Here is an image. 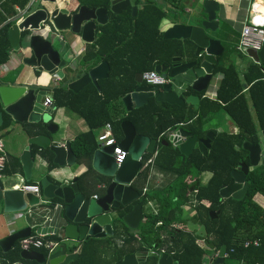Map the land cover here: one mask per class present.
<instances>
[{
	"label": "trees",
	"instance_id": "1",
	"mask_svg": "<svg viewBox=\"0 0 264 264\" xmlns=\"http://www.w3.org/2000/svg\"><path fill=\"white\" fill-rule=\"evenodd\" d=\"M27 1L0 0V65L8 61L11 48L8 31L13 23L8 18L16 13L15 6L23 8ZM76 1L79 6L108 10V21L97 25L96 38L87 44L80 65L84 71L101 62L109 65L108 77L97 82L98 89L92 83L78 92L63 86L52 89L53 105L77 113L88 126L86 132L71 142L77 163L86 164L90 169L93 152L98 146L93 130L110 123L113 135L119 141L123 119L133 124L137 134L149 137L161 126V140H166L168 134L178 128L198 138H204L208 131H212L214 137L206 155L195 148L185 156L173 144L157 142L152 162L148 160L153 154L145 153L141 158L140 174L133 180L139 192L137 202L142 205L143 211V221L138 228L131 230L117 219L112 236L82 241L77 258L69 264H116L126 254L160 248L171 256L173 264H216L215 255L222 245L226 246V254L220 264H239L241 261L264 264V207L255 201L257 195L264 198V163L246 175L248 186L241 199L221 198L219 193L223 185L233 183L231 171L241 162L248 164L243 142L256 144L261 142V138L263 140L264 62L248 63L242 76L232 61L219 62L214 73L221 72L223 76L214 99L203 97L204 91L197 93L190 87L183 94L196 93L200 97L195 110L188 109L186 104L169 105L150 98L146 105L133 108L130 112L125 111L123 106V114L120 115L117 106H122L121 98L138 85L135 74L154 70L157 64H169L176 52L186 54L184 47L177 40L163 39L160 24L168 11L153 0H134L138 6L134 16L130 8L120 14L111 12V0ZM182 4L183 0L175 2L179 12H183ZM24 34L22 32L21 37ZM192 50L190 44L187 53L191 54ZM113 101L118 104H112ZM220 110L238 128L236 133L216 131L215 127L208 126L214 114ZM9 124L10 118L4 115L0 130L8 128ZM46 158L49 169L53 168L55 165L51 159ZM152 170L169 176L170 180L161 187H146ZM88 171L78 176V180H83L87 186ZM203 172L211 173L206 183L201 182ZM10 173L5 167L4 174ZM101 179L105 178L102 176ZM144 187L147 190L142 194ZM148 200L156 202V214L145 210ZM192 202L194 209L191 220L203 228L202 243L197 241L193 232L187 230L184 224L186 218L182 216L181 205ZM214 211L217 215L212 214ZM125 212H121V215ZM158 222L160 224L157 225ZM121 236L123 243L118 247L115 239ZM250 239H257L258 246L245 247L244 242ZM35 250L44 255L48 253L44 248ZM20 251L17 241L10 251H0V256L4 264H30L21 259ZM157 263L158 256L148 255L142 264Z\"/></svg>",
	"mask_w": 264,
	"mask_h": 264
},
{
	"label": "water",
	"instance_id": "2",
	"mask_svg": "<svg viewBox=\"0 0 264 264\" xmlns=\"http://www.w3.org/2000/svg\"><path fill=\"white\" fill-rule=\"evenodd\" d=\"M66 1L42 0L49 5L41 6L21 22L10 27L8 38L11 47L20 51L24 65L36 67L50 74L57 73L65 66V59H62L60 51L54 46L55 43H61L63 40L61 33L69 31L80 35L83 41L92 43L97 24L103 25L107 22V9L79 6L75 11L62 6L61 2ZM130 3V0H111L110 10L120 14L130 8L134 16L137 5ZM220 5L219 0H195L190 13L176 21L172 20L171 25L163 31V39L181 41L186 54L176 52L169 65L157 64L154 67L156 73L168 78V82L160 87L144 85L141 74H136L135 81L138 85L121 98L127 112L146 105L150 98L169 105L181 106L183 103H190L197 107L199 97L194 94L182 97L176 91L175 83L178 82L180 75L190 73L194 77L190 88L197 93L207 90L218 58L223 53L221 40L213 35L219 27ZM42 21L45 22L47 29L40 31L39 24ZM22 32H25L23 37H21ZM190 44L193 47L191 54L187 53ZM246 54L255 62H264V44L259 51L247 49ZM108 71L107 62H101L67 86L73 92H78L89 83L97 87V80L106 78ZM46 95L48 96V93L44 90H35L0 79V126L3 124V115H7L11 121L17 123L47 124L46 129L54 135L57 126L49 122L53 108L43 105ZM120 127L122 138L118 146L126 152L121 164L117 165L114 162L112 156L114 145H98L93 152L92 168L105 178L97 179L98 182H103L100 197L90 196L86 191L88 186L83 184L81 188L77 178H73L66 185H56L47 178L41 179L43 197L52 200L50 203L52 210L59 207L62 211L59 216L61 222L59 226L63 229L67 240L84 241L88 238L112 236L117 219L128 228L137 229L143 219V211L140 203H134L139 198V192L132 186V182L140 174L142 156L145 153H154L157 142L171 143L185 156L190 155L195 148L206 155L214 136V133L209 131L205 138H198L191 132L178 128L174 131V135L169 134L166 140H161V126L157 127L151 137L137 134L128 119L122 120ZM242 147L248 154V164L241 162L231 171L233 183L221 187L219 191L221 198L241 199L248 186L245 181L246 175L264 163L261 142L251 144L245 141ZM48 148L54 156L52 160L54 164L64 166L75 163L76 155L69 141L61 144L50 138ZM3 181H0V215L5 223L7 214L22 211L27 205H33L35 202L30 200L29 193L23 196L20 188L6 187ZM36 203L39 201L37 200ZM129 206L130 209L121 215V212ZM212 214L217 215V212L214 211ZM31 233V227L27 226L3 236L0 238V250L3 253L8 252L17 241L28 237ZM74 250L73 245L60 243L56 250L47 255L37 251L21 250L20 257L33 264H69L78 256ZM225 254L226 246L222 245L217 252L215 263L223 262ZM149 255L155 256L153 253ZM147 256L146 252L129 253L116 264H142ZM158 264H173V259L163 253L158 257Z\"/></svg>",
	"mask_w": 264,
	"mask_h": 264
},
{
	"label": "crops",
	"instance_id": "3",
	"mask_svg": "<svg viewBox=\"0 0 264 264\" xmlns=\"http://www.w3.org/2000/svg\"><path fill=\"white\" fill-rule=\"evenodd\" d=\"M140 1H144V0H140ZM153 1L155 2V4L168 11L167 16L161 21L160 24V31L162 32V37H163V31H165L171 25L172 20L176 21L185 14L190 13L195 5V0H183V4H182L183 12H179L178 8L175 5V2L178 0H153ZM251 1L252 0H219V2L221 3L220 11L218 13L219 27L217 31L214 33L215 34L214 37L221 40V43L223 44V53L218 58L217 64L219 62H224V61L234 62L233 59L231 58L232 56H234L235 54L238 55V53H240L242 56V53H244L237 51L235 49V46L238 42L237 40L239 38V31L242 25L247 20L249 5ZM130 2H131L130 5L134 4V0H130ZM62 6H65L70 10L75 9V11L79 7L78 2L76 0H67ZM263 6H264L263 4L259 6L261 12H263ZM16 7L17 6H15V9ZM107 15H108V10H107ZM222 23L228 25V27L226 28L223 27ZM61 36L63 39L61 43H55L54 46L60 51L62 59H65V66L63 67L62 70L58 71L57 73L50 74L47 71L38 69L36 67L26 66L22 63V55L20 51L17 48L11 47L9 50L8 61L0 65V79L2 81L10 82L12 84L16 83L18 85L26 86L27 88H34L35 90H44L48 93V96H50L51 98H52L53 88L60 86L68 88L67 86L68 83L74 81L75 79H77L79 76H81L83 73L86 72L84 71V68L80 65V60L85 53L87 44L89 43L83 41L80 35L73 34L69 31L62 32ZM95 38H96V31H95ZM178 42L182 45L181 41ZM183 61L184 60L182 58V62ZM250 62H254L257 64L261 63L260 61L255 62L251 58H250ZM169 64H163V65H169ZM243 71L239 72L238 70V73L242 76ZM222 76L223 75L221 72L214 73L213 78L210 81L212 83L209 84L210 88L204 91L205 93L203 94V97H207L209 99L215 98V92ZM106 78H102V79H106ZM193 79L194 77L190 73L183 74L178 77V82L175 83V89L182 97L185 98L192 94L197 95L196 93H190L186 96L183 95L186 92L187 88L190 87ZM99 80H97V82ZM97 89H98V84H97ZM199 101H200V97H199ZM52 102H53V98H52ZM112 104L115 105L118 103L113 101ZM183 104H186L188 109L195 110L198 107V105L197 107H194L190 103H183ZM122 107H123V103L122 106L119 107L117 106L120 115L123 114L121 112ZM3 120H4V115H3ZM49 122L57 126V132L54 135H51V133L46 129L47 124H44L42 122L17 123L10 120L9 127L0 130V140L3 144V148L6 153L5 167L9 171H11V173L7 175L8 177L10 176L9 178H7L10 180L9 181L10 183L8 182V185L6 184V187L18 188L21 184V180H24V182L26 183L38 184L40 188L39 196L29 193L30 200L33 203L35 202V204L30 206L27 205L26 208L22 211L10 212L5 216L6 217L5 223L3 221L2 216L0 215V238L12 232H15L19 229L30 226L32 233L33 232L48 233L52 230H55L57 232V236H59V239L61 240V243H67L73 245L74 248H77L80 246L83 240L71 241L66 239L63 229L60 228L59 226L61 223L59 220V216L62 213V211H60L59 207H56L54 210H52L50 207V203L52 202V200L43 197L41 190V179L47 178L50 182L56 185H66L69 184L73 178H77V183L81 187L85 183L83 180H81L82 182L79 181L78 176L89 170L86 174L89 184L88 189L86 191L90 196L94 197V195H96V198H98L102 194L103 182H97V179L102 178V176L92 168V158L90 161V169L87 168L86 164H79L76 161L72 165H64V166H58L54 164L52 161L54 156L48 148L49 139L51 138L52 140L56 142H60L61 144H65L67 141H69L71 146V142L78 135H81L82 133L88 130V126L86 125L84 120L77 113L71 111L66 107H56L53 105L52 118ZM222 125L224 126L222 127ZM208 126L215 127L216 131H226L228 133H236L238 131V128L231 121L229 116L226 113H224L222 110L214 114L212 120L208 123ZM104 129L105 128L103 125L102 127L93 130L95 140L97 136L104 131ZM121 135H122V130H121ZM97 148L98 146L96 147V149ZM46 156H48L51 159L52 163L55 165L51 169H49L48 166L49 161L48 158H46ZM204 175H206V177L201 178L202 183L207 182V180L211 176V173L203 172L201 177H203ZM168 180H170L169 176H165L157 172L156 170H152L148 177L146 187L149 186L161 187ZM94 181H96L97 183H94ZM132 186L135 188L133 182H132ZM26 193L28 192H23V196ZM23 198L26 201V198L25 197ZM37 200L39 201V203H36ZM137 200H135L134 203H137ZM57 201L60 202L59 200ZM150 201L153 206H157L154 200H150ZM255 201L258 204H260L262 207H264L263 197L257 195L255 196ZM188 204L192 205V203L181 205L182 211L184 213L189 210L188 212L191 211V215H192L194 207L192 205V207L190 208ZM129 209L130 206L125 209L126 212ZM148 209L149 208L146 205L145 210L148 211ZM124 226L127 227L126 225ZM30 251H37L39 253H42L41 251L35 249H30ZM24 261L33 264V262L31 261L28 260H24ZM19 263L24 264L23 262H19ZM0 264H4L3 258L1 256H0Z\"/></svg>",
	"mask_w": 264,
	"mask_h": 264
},
{
	"label": "built area",
	"instance_id": "4",
	"mask_svg": "<svg viewBox=\"0 0 264 264\" xmlns=\"http://www.w3.org/2000/svg\"><path fill=\"white\" fill-rule=\"evenodd\" d=\"M42 2V0H28L27 3L23 8L16 7V13L8 18V21H11L13 24H18L21 22L27 15L31 14L36 9L40 8L41 6H38V3ZM263 4L264 0H252L249 5L248 10V17L246 22L242 25L240 31H239V38L238 42L235 46V49L239 52H245L247 49H252L253 51H259L264 44V6H263V12H261V9L259 6ZM40 31L47 29V26L45 22H41L39 24ZM141 79L142 82L147 86H162L168 82V78L162 76L159 73H156L154 70L150 71H144L141 73ZM264 79V78H263ZM43 105L45 107H52L53 108V102L52 98L50 96H45L43 99ZM104 131L100 133L96 140L99 146H113L112 156L114 159V162L119 165L123 162L126 152L123 151L120 146H118V141L115 139L112 127L110 123H106L104 125ZM169 134L174 135V131L170 132ZM168 134V135H169ZM263 144H264V137H263ZM152 158L148 160V162H152L153 157L156 154V151L152 153ZM6 163V153L3 148V144L0 140V181H3L7 178H9L7 175L4 174V168ZM23 192H28L35 194L39 196L40 188L38 184H31L26 183L24 180H21V184L18 187ZM147 188L144 187L142 190V194L146 192ZM94 198H96V195H94ZM194 202H192L193 205ZM146 205L148 206V211L156 214L157 213V206H153L151 201L148 200ZM160 224V222L157 223V225ZM53 237H58L57 232L55 230H52L48 233L45 232H33L28 237L22 238L19 240V248L21 250H30V249H38V248H44L48 251V253L53 252L57 249V247L60 245L61 240L54 239ZM198 242H203V239H197ZM123 243V236L115 239V245L121 246ZM259 241L257 239H250L246 240L244 242V246H258ZM79 247L75 248L74 252L78 253ZM148 255L153 253L156 256H160L164 253L163 249H158L156 251L149 250L146 252ZM12 264H20V263H12ZM158 264V263H157ZM239 264H250L245 261H241Z\"/></svg>",
	"mask_w": 264,
	"mask_h": 264
},
{
	"label": "rangeland",
	"instance_id": "5",
	"mask_svg": "<svg viewBox=\"0 0 264 264\" xmlns=\"http://www.w3.org/2000/svg\"><path fill=\"white\" fill-rule=\"evenodd\" d=\"M250 2V1H249ZM60 3V2H59ZM61 4L62 5H64V3L63 2H61ZM38 5H40V6H45V5H49L48 3L46 4V3H44V2H40V3H38ZM247 17H248V15H247ZM232 59H233V63L235 64V66H236V68L239 70V72H241V71H243L245 68H246V66H247V64L250 62V58L246 55V53L244 52V53H242V56L240 55V56H238L237 54H235L234 56H232L231 57ZM210 83H212V82H210ZM210 86V85H209ZM208 86V88H207V90L210 88ZM224 125H222V127H223ZM261 142L263 143V140H262V138H261ZM262 154H263V159H264V144H263V151H262ZM206 177V175H204L203 177H201V178H205ZM10 180L9 179H6V180H4L3 182L5 183V184H7L8 185V182H9ZM10 183V182H9ZM146 206V205H145ZM188 206H190V208L192 207V205H190V204H188ZM189 211V210H188ZM184 212V213H182V216L184 217V218H186V221H185V227L189 230V231H191V232H193V233H195L194 235L198 238V239H202L203 237H204V232H203V228H202V226L200 225V224H198L195 220H191V217H192V215H191V211L190 212ZM196 233H197V235H199V236H202V237H199V236H197L196 235Z\"/></svg>",
	"mask_w": 264,
	"mask_h": 264
},
{
	"label": "flooded vegetation",
	"instance_id": "6",
	"mask_svg": "<svg viewBox=\"0 0 264 264\" xmlns=\"http://www.w3.org/2000/svg\"><path fill=\"white\" fill-rule=\"evenodd\" d=\"M214 36H215V34H213ZM158 87H160V86H158Z\"/></svg>",
	"mask_w": 264,
	"mask_h": 264
}]
</instances>
